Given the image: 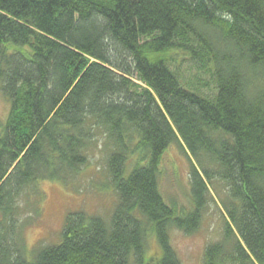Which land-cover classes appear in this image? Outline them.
I'll return each mask as SVG.
<instances>
[{"label": "trees", "instance_id": "1", "mask_svg": "<svg viewBox=\"0 0 264 264\" xmlns=\"http://www.w3.org/2000/svg\"><path fill=\"white\" fill-rule=\"evenodd\" d=\"M178 59L209 68L216 95L185 89ZM0 93V264H143L150 235L157 264H181L171 230L196 232L216 197L222 234L203 264H264V0H0ZM97 132L110 218L68 213L29 260L21 198L76 178ZM173 145L190 157L188 210L160 190Z\"/></svg>", "mask_w": 264, "mask_h": 264}, {"label": "rangeland", "instance_id": "2", "mask_svg": "<svg viewBox=\"0 0 264 264\" xmlns=\"http://www.w3.org/2000/svg\"><path fill=\"white\" fill-rule=\"evenodd\" d=\"M181 85L188 90L201 92L208 97L216 95V83L209 68H202L193 60H176L170 64ZM202 68V69H201ZM10 111L8 100L0 93V122L5 123ZM2 125H0V132ZM105 137L97 132L95 147L90 151V162L67 183L43 180L37 191L41 197L21 198L24 209L19 222L22 244L29 260L36 252L48 245L61 241L64 221L68 213L84 212L88 216H98L108 220L118 201L117 193L110 183L106 165ZM179 146L169 147L163 155L160 167V190L169 204H177L185 209L191 208L190 157ZM130 160L128 169L131 167ZM213 194V193H212ZM31 196V197H30ZM214 196V194H213ZM216 197V196H215ZM29 198L31 209L27 208ZM217 203H210L199 229L186 234L181 230H171V244L181 264H203L204 251L208 244L221 238L224 210L216 197ZM33 208H37L34 211ZM161 259V249L154 236L147 240L143 264H157ZM131 264H138L132 261Z\"/></svg>", "mask_w": 264, "mask_h": 264}, {"label": "bare ground", "instance_id": "3", "mask_svg": "<svg viewBox=\"0 0 264 264\" xmlns=\"http://www.w3.org/2000/svg\"><path fill=\"white\" fill-rule=\"evenodd\" d=\"M192 202H193V201H192V197H191V204H192ZM170 205H174V204H170ZM175 205H177V204H175ZM178 206H179V205H178ZM25 254H26V251H25Z\"/></svg>", "mask_w": 264, "mask_h": 264}]
</instances>
